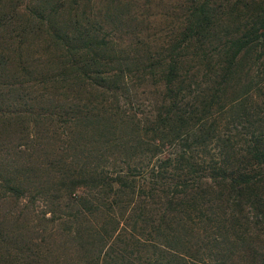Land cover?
Segmentation results:
<instances>
[{"label":"trees","instance_id":"16d2710c","mask_svg":"<svg viewBox=\"0 0 264 264\" xmlns=\"http://www.w3.org/2000/svg\"><path fill=\"white\" fill-rule=\"evenodd\" d=\"M141 1L78 20L77 0H0V200L17 206L0 216V264H226L263 238L264 0ZM31 37L54 48L29 63ZM61 109L68 144L53 146L45 114Z\"/></svg>","mask_w":264,"mask_h":264},{"label":"rangeland","instance_id":"374dc122","mask_svg":"<svg viewBox=\"0 0 264 264\" xmlns=\"http://www.w3.org/2000/svg\"><path fill=\"white\" fill-rule=\"evenodd\" d=\"M59 1L64 3L63 8L68 12V8L70 6V3L68 2V0H59ZM148 1L149 0H142L141 4L146 5V3ZM150 1L152 2V4L153 3H155V4L153 7L148 9V12L164 13V11L170 10L171 4L167 3V1H163V2H160L157 0H150ZM107 3H108V0H77L76 13L72 17L75 19L77 18L78 20H82L83 18H85L87 16L89 17V15L92 14L91 18L98 20L106 14V7L108 6ZM84 13H86L87 16H85ZM169 14H170V16H176L179 13L171 10V12ZM155 19L163 21V19L159 16H156ZM171 20H172L171 18L168 19V21H171ZM154 22L157 23L154 25V27L156 29L163 28L164 24H162V22L161 23H160V21H154ZM81 24H83V23H81ZM138 31H139V29L135 31L134 35L130 36L131 37L130 40H128L125 36L123 38L124 41L121 43L122 45H119L118 47H120L122 49H127V46L130 45V48H131V42L130 41L133 40V42H135V41L139 42L140 40H143V38H142L143 36H141V35L145 34V32L143 34H140ZM154 32H155L154 30L151 31V33H154ZM115 44L117 45V42H115ZM133 44L135 47L141 49V46L138 47L135 43H133ZM37 45L39 47L40 46H42V47H41V50L38 54H34V48H36ZM46 45L50 46V43L48 44V42H46V43L40 44L34 40V37L29 38L23 45L22 59L31 63L32 58L36 57L37 55L42 56V58H46L47 57L45 54V49L47 48ZM116 45L113 44V46H116ZM148 45L152 46L153 43L150 42ZM50 48H54V47L50 46ZM28 57H30L31 60L28 59ZM244 65H246V64H244ZM16 74H17V72H16ZM86 90H90V89H86ZM50 91H53V90L50 89ZM149 92H150V90L145 88V89L139 90V92L137 94L134 93L133 97H132L133 101H135L136 105L138 104L137 108L138 109L140 108V110L143 111L144 113H146L147 111H149L151 109V107L149 105L150 104ZM33 94L34 93H32V96H33ZM73 96L79 97L82 100L81 103H84L88 98L87 94L83 91H81L77 95L72 94L70 99H66L62 94L59 93V94L55 95V101L53 103L66 104L67 105V104H69V102L72 101L73 103L78 104L80 99L79 98L75 99V98H73ZM53 103L47 102L46 106L57 108L59 104H55V105L51 106V104H53ZM33 104H34V98H33ZM42 106L46 107L45 105H42ZM66 110L67 109H65V111ZM60 111L62 113L61 116L58 115L57 113H50V112H46V114H45V116H46V124H45L46 130L53 131V128L58 130L57 131L58 134L56 136L57 142L54 143L55 145L52 144L53 146L68 144V142L65 143V139L67 138L66 133L68 131V129L65 127V125L68 126V124L64 122V120L68 117V115L67 114L63 115V109H61ZM26 117H29V114L24 115L23 119H25ZM71 117H73V116H71ZM26 127L28 128V130L25 129L23 132L20 133V135L22 136L21 142H20L21 143L20 147H22V149L23 148L24 149L29 148V146L26 145L25 143L30 144L31 146L34 144V141L31 140L32 136H33L32 132H34V121L33 122L27 121ZM79 127H81V126H77V128H79ZM70 128H72V123L70 124ZM61 132H63V133L61 134ZM30 134L32 135L31 139L29 138ZM13 141L17 142V140H13ZM46 144H47V142L45 143V145ZM52 145H50V146H52ZM27 154L33 155L32 150H25V153L22 154V156H27ZM44 162H45V160H44ZM31 194L34 195V191ZM28 197H32V196L29 195ZM26 200H31V199H23L24 203L26 202ZM32 202H33L32 207H33V211H34V196H33ZM42 203L43 202L41 199L36 200V205H38L37 206L38 208H41ZM16 208H17V206L15 205L14 200L11 199L10 197L7 199H4V200H0V216L6 214L8 212H11L12 210L15 212L14 209H16ZM46 216L49 217L50 216L49 213L46 214ZM10 219H12L11 216H8V220H10ZM24 220L26 222H30V223L33 222L34 223V218H32L30 216H29V219H24ZM260 221H261V219H260ZM256 227L259 230V232L262 234L263 238L260 241L256 240L254 243H252V246L254 249L246 248L245 250H240V252L237 255H235L231 259L224 261L226 264H264V220H262V222H260L258 225H256ZM247 252L253 253V254L252 255H245V253H247ZM219 261L220 260L218 258H216L215 256L214 257L205 256L203 261H200V262L198 261V262H196V264H219L220 263Z\"/></svg>","mask_w":264,"mask_h":264}]
</instances>
